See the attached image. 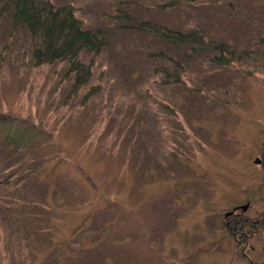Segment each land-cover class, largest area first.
<instances>
[{"label":"rangeland","instance_id":"1","mask_svg":"<svg viewBox=\"0 0 264 264\" xmlns=\"http://www.w3.org/2000/svg\"><path fill=\"white\" fill-rule=\"evenodd\" d=\"M48 1L103 46L69 96V63L35 67L39 37L0 16V264H264V229L244 247L223 225L264 213V0Z\"/></svg>","mask_w":264,"mask_h":264},{"label":"trees","instance_id":"2","mask_svg":"<svg viewBox=\"0 0 264 264\" xmlns=\"http://www.w3.org/2000/svg\"><path fill=\"white\" fill-rule=\"evenodd\" d=\"M12 2L15 4L14 24H25L32 38L38 36L40 39V42L33 46L32 59L34 66L41 67L54 62H68L67 75L75 74L69 96L75 95L91 77L95 58L100 54L103 46V42L99 40L102 33L100 31L85 30L83 22L76 18L72 5L54 7L48 0H41L39 6H35L33 1L30 0H10L1 8L0 16L4 14ZM176 2H170L159 6V8L171 7ZM122 18L133 23L134 27L131 28L151 30L163 39L173 41V43L212 47L218 53V56L213 59L217 65L222 66L232 60V51L225 44L207 42L200 33L195 31L182 33L165 29L157 24L138 22L129 15H124ZM85 50L92 52V57L87 65L82 64L79 60L80 53ZM161 70L159 69V71ZM163 72L174 81H179L178 74L175 71L170 73L163 69ZM96 91L97 88H92L84 99L87 100ZM230 215L224 219V228L238 244H242L244 247L247 245L248 236L256 232L258 228L262 229L261 226L264 227L263 224H260L263 219L262 215L255 220L248 219L244 214ZM256 221L260 222L253 226L252 223Z\"/></svg>","mask_w":264,"mask_h":264},{"label":"flooded vegetation","instance_id":"3","mask_svg":"<svg viewBox=\"0 0 264 264\" xmlns=\"http://www.w3.org/2000/svg\"><path fill=\"white\" fill-rule=\"evenodd\" d=\"M258 163L261 164V166L264 168V153H263L262 156H261V160H260V159L258 160ZM263 186H264V177H263ZM240 214H242V213H238V214H236L235 212L232 213V215H240ZM232 215H230V216H232ZM262 218L264 219V213L262 214ZM263 219H262L261 222H260V221H256V222L252 223V225L254 226V224H256L257 222H260L261 225H262V224L264 225V220H263ZM261 227H262V229H264L263 226H261ZM259 230H260V228H258V229L256 230V232L251 233V234L248 236V240H249V238H250L252 235L258 233ZM238 233L240 234V232H238Z\"/></svg>","mask_w":264,"mask_h":264},{"label":"water","instance_id":"4","mask_svg":"<svg viewBox=\"0 0 264 264\" xmlns=\"http://www.w3.org/2000/svg\"><path fill=\"white\" fill-rule=\"evenodd\" d=\"M241 210L244 212V211L246 210V207H241ZM230 214H231V213H227V214L225 215V218H227Z\"/></svg>","mask_w":264,"mask_h":264}]
</instances>
